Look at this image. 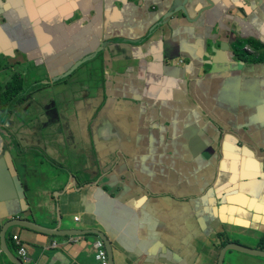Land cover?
I'll list each match as a JSON object with an SVG mask.
<instances>
[{"label": "crops", "instance_id": "obj_1", "mask_svg": "<svg viewBox=\"0 0 264 264\" xmlns=\"http://www.w3.org/2000/svg\"><path fill=\"white\" fill-rule=\"evenodd\" d=\"M14 2H0V41L11 40L14 44L13 54L18 51V58L20 57L17 59L22 62H36L39 64L36 65L39 67L38 72L43 76L47 74L44 65L51 76H54L85 57L89 53L88 48L94 51L105 40L110 44L111 59L124 57L127 62V69L123 73H114L113 68L106 69L107 83L100 90L96 89V81L92 80L84 83L80 80L64 86L66 88H54L47 100L53 106L56 103L57 108L52 109L56 116L54 118L53 115V118L60 122L52 130L68 128L67 114L72 119L71 105L75 98L85 108L86 127L93 122L90 121L93 111L87 108L99 104L100 109L106 102V107L99 111V115L94 116L98 120L93 132H109L110 137L103 135L99 141L94 136L98 150L105 152L108 149L114 150L115 147L118 150L132 147L156 150L151 151L156 153L151 158L147 155L130 156L122 160L117 158L120 163L127 165L128 170L133 169L131 178H136L137 171L140 170L143 173H154L146 169H150V166L154 168L153 162L161 163L162 157H171L173 162H189L190 157L196 156V162L206 164L200 157L206 151L207 158L214 165V169L201 167L197 175L192 174L193 182L189 184L182 183L173 170L166 172L172 174L169 178L175 179L176 188L180 184L187 187L185 191L178 187L175 191L178 195L199 194L206 182L200 187L198 180H209L206 206L201 208L193 199L184 201L186 204L179 203L182 200L172 199L163 204L166 192L156 194L158 198L155 203L148 201V204L129 199L131 192L127 193V199V196H118L115 193L109 196L98 187L89 188L87 198L90 203L84 205L76 202L79 195L69 189L68 185L66 191L57 197L58 213L67 222L60 229L71 228L74 221V227L97 229L107 235L112 246L114 264H217L220 250L232 239L249 248L264 250V129L256 130L258 126L264 127V98L259 95L252 79L240 81L239 65H232L231 69L222 65L227 59L221 51L215 50L212 61H202L204 54L208 53L207 49L211 50L209 45L213 49L216 45L219 49L225 48L226 31L249 30L255 40L262 42L259 38H262L260 33L264 34V0H215L212 8L202 10L199 15V9L194 7V11L189 12V18H194V21L183 18L180 13H175L174 18L170 16L171 12L165 13L169 9L170 0H76L73 17L61 18L60 22L51 16L44 19L35 13L29 15L26 10L12 6ZM193 2L201 7L207 3L206 0ZM178 4L185 7L181 2ZM45 11L43 9L41 13ZM231 12L237 19L227 30L222 17L227 18ZM4 24L8 25L3 29ZM66 27H70L71 33H77L80 41H85L87 37L90 40L82 47L69 46L58 35ZM157 27L159 28L156 29ZM38 33L45 37L44 40L38 38ZM142 37L145 41L135 47L138 44L135 42ZM122 40L130 42L123 43ZM116 41L121 43L119 51L112 45ZM179 58L185 63L178 64ZM106 59L110 62L108 55ZM209 59L211 60L210 57ZM190 61L196 65H190L184 70L191 78L187 86L181 79V71ZM209 64V71L200 75L204 65ZM85 67L82 64L78 74ZM56 69L60 70L52 73ZM213 74L214 77L211 78ZM239 83L250 87L251 92L241 94ZM220 85L231 94L238 106L254 108L256 111H246V114L239 113L233 117L225 110L229 111L231 106L221 93L218 94ZM142 115L145 116L144 119ZM247 115L257 120L248 121ZM246 124L249 132L254 134L251 135V140L245 139L248 146H236L237 137L240 135L235 129L241 130ZM52 130L49 132V140L41 142L39 146L45 148L50 145L55 151V148L60 149V144H65V137L55 138L52 142ZM140 130L142 134L148 133L150 138L136 140ZM20 132L23 135L36 136L46 133L39 127L32 133L29 125L20 129ZM173 133H176V139H172ZM184 133H195L191 140L192 155L180 151L181 145L178 141L182 140ZM198 133L203 137L197 139ZM157 134H161V138L156 139ZM75 137L76 128L71 132L69 141ZM2 138L4 136L0 134V156L11 152L16 163L13 165L7 155L6 165L9 171L0 168V177L6 178L3 189H0V213L7 215L12 212L10 206L20 205L16 200L19 192L10 185L7 178L14 185L13 176H18L21 172L27 176L26 189H31L34 178L41 177L43 180L41 188L38 191L35 189L36 203L33 205L32 199L30 201L31 210L39 213L35 216L36 223L53 226L55 210L52 194L64 185L66 176L61 174H65L51 169L50 166H47L49 170L37 168L32 164L35 158L33 155L28 154L17 159V146L15 149L12 146L6 147ZM204 143L207 148L209 145L213 147L210 153L209 149L204 148ZM159 150H162V155L158 153ZM167 151L170 152L169 156L165 153ZM104 160L105 158L102 159V164L105 163ZM117 165L118 162L115 167ZM84 166L92 173L98 169L95 159ZM81 172H77L76 176ZM78 182L83 184L81 179ZM132 185L134 186L133 183ZM130 189L128 185L127 190ZM211 193L225 194L227 204L220 210L217 206L213 209L209 195ZM113 196L115 199L111 198ZM48 202L49 206H45ZM204 208L212 214L207 220H203L208 215ZM28 211L29 208L26 213ZM43 211L49 214L43 215ZM184 228L187 231L185 239L181 232ZM196 228L203 230V235L199 237L202 241L194 244L195 251L188 248L183 251V256L173 253L171 247H184L196 240ZM12 233H19L35 264H97L91 250V243L96 238L93 234L52 237L23 228H13L9 235ZM216 233L223 237L216 238V241L206 239V236L214 238ZM251 240L254 241L253 244H250ZM8 247L16 254V248L10 241ZM234 258L239 259L241 264H264L262 257L235 252H227L223 264H231ZM0 264H9L1 249Z\"/></svg>", "mask_w": 264, "mask_h": 264}, {"label": "water", "instance_id": "obj_2", "mask_svg": "<svg viewBox=\"0 0 264 264\" xmlns=\"http://www.w3.org/2000/svg\"><path fill=\"white\" fill-rule=\"evenodd\" d=\"M8 1L11 0H7V2ZM14 1L15 2L13 3L12 6L26 10L27 11L26 13L29 15H33L35 13L39 17H42L44 19H47L48 16H51L52 19L57 20L58 22H60L61 18H72L73 12L76 9V0H14ZM170 1L171 3L169 8L171 15L174 14L173 18L176 17L175 13H180L183 16V18L188 19L190 21H194V18L193 20L189 18V12L191 11L193 12L194 7L199 9L198 11V15H199L200 12H202V10H209L210 8H212L215 2V0H206L207 2L206 5H203L201 7L199 5L194 4L193 0H170ZM0 2L2 1L0 0ZM178 2L185 4V7L178 4ZM43 9H46L45 13H41ZM2 27L3 29L6 28V26H2ZM58 35L64 38L68 42L69 46L76 45L82 47L86 45V41L90 40V37H87L85 41L83 42L80 41L79 35L77 33L70 32V27H66V30L62 33H59ZM37 36L41 41L44 40L45 38L40 33H38ZM122 42L126 43L130 41L122 40ZM120 44L121 43L119 41L112 43L114 48H116L118 51L121 49ZM109 46H110L109 42L105 40L104 42H101L100 47L96 48V50L94 51L88 48L89 53L82 59H79L77 62H75L72 66L70 65L71 67L68 68L66 72H60L54 76H51V73L47 72V74L45 75L49 77L50 84L52 85L53 88H62L64 86H69L71 83L80 80H83L82 81L83 83L86 80H92V81H96V89L100 90L102 89V87H105L107 83L106 80L107 68H113L114 73H117L116 71H121L123 73V71L127 69V62L124 57H121L118 60L111 59L110 56L111 50H109ZM13 47L14 44L9 39H7L4 42L0 41V54L4 56L13 57L14 56ZM106 55H108V59H110V62H107ZM82 64H84L86 67L83 69V71L79 72L80 74H78L77 71ZM190 65H196V64L195 62L190 61L189 65L184 66L182 68L183 70L181 71V74L183 73V77H181V79H183L186 82L187 86L190 84L191 78H189V74L185 73L184 70L188 69ZM59 70L60 69H56L52 71V73L58 72ZM185 74H187L186 77ZM34 76L45 77L40 72H36ZM210 77L211 78L214 77V74ZM100 79H103V81H101ZM219 89L220 90L218 94L221 93L225 98V101L231 106V109L229 111L227 109L225 110L233 117L238 116L239 113H241V109H240L241 105L239 106L237 105L236 101H234V99L231 98V94L224 89L223 85H220ZM104 95L106 96V98L108 97L106 91L104 92ZM203 102L206 103L205 100ZM99 107H100L99 104H97L96 106L87 108V110L93 111V114L90 117V121L93 122L88 127H86V120H85L86 118L81 117L82 111L84 113L86 111L80 110L81 108L83 109L85 108L82 107L80 101L75 98L72 101V105H71V108L73 109L72 119L67 114L68 128L66 130H59L57 128L52 130L56 139L65 137V144H60V149L58 150L57 148H55V151L54 148L50 145H46L45 148H41L40 146L38 147V149L36 148V151L42 153L43 156L48 158L50 157L49 161L53 165L64 167L63 169H60L58 172H62L66 175L65 183L62 186L63 191L55 192L56 203H55V219L53 226H43L36 223L35 216L39 213L38 211L34 212V210H31L32 205L30 201L33 197V194L29 187H28L29 189L25 188L26 185L25 179H27V176L22 175L21 172H19L18 176L16 175L13 176L12 179L14 185L11 182V180L7 178L10 185L16 187V190L19 192V197L16 200L20 202L19 206L16 207L10 206L12 212L8 213L7 215L0 213V249L1 252L7 257L9 264H24L20 260V258L16 256L13 249L12 248L10 249L8 247V242L10 241L9 231L13 228H23L32 232H37L52 237H77V236H84L87 234H93L102 240L106 250L108 264H114L113 256H112V246L110 241L106 237L107 235H104L102 232H100L97 229H82L81 227L80 228L74 227L73 226L74 221L72 223L71 228H67L66 230L60 229L61 225L62 224L65 225L67 222L66 220H63L62 216L58 213L57 197L66 191L68 185H70L69 189H71L73 192H76L79 195L76 202L83 203L84 205L90 203V200L87 198V191L91 187H98V189L102 191L103 188L112 189L111 193H115L118 196H125V195L128 196L127 193L130 192L131 194H135L136 192H142L144 194V200L146 199L145 200L146 203H148V201H152L153 204L155 203V200L158 198L156 194L160 195L161 193L166 192L163 197L164 198L163 204L165 203L167 204V202H170L171 199L182 200L179 203L186 204V202H184L183 199L185 197H188V195H178L176 194L175 191L178 187H180L181 190L183 189L182 191H185L187 187L184 184H180L176 188L175 187L176 182H174L175 179L172 180L168 177H159L158 174L161 172L157 169H154L152 166H150V169H146V170L153 171L154 173H148V172L143 173V170H140L137 171L136 178L130 177L129 173L133 172V169L126 170L125 174L122 172V167H121L123 166L122 163L114 167V172L118 174L116 175L113 174L111 176H109L111 173L105 174L111 168L108 167L109 165L108 163L104 167H102L107 161L110 163L109 159L108 160L105 159L104 160L105 163L102 164V159L104 158L106 152L107 154L110 153L112 155L113 160H115L114 158H120V160H122L123 158H128L130 156L132 157L137 155H145L144 154L145 149L132 147L130 149L118 150L115 147L114 150L108 149L105 152L98 150V148H96L95 137H97L99 141L101 140L102 138L101 136L103 135L104 137H110L109 132H106L105 134H101V133L94 134L93 132V129L97 124L95 122L98 120L94 116L100 114L99 111L106 107V102L103 106H101L100 109ZM243 113L246 114L245 112ZM246 117L248 121H253L256 119L249 115H247ZM75 128H76V137L74 140L69 141L71 132ZM235 131L237 134H239L240 132L238 128H236ZM194 135L195 133L194 134L184 133V135H182V140L178 141L181 145L180 148L181 152H185V153L189 152L191 155L193 154L191 140H192V136ZM90 137H92V141H93V149L96 154V163L97 166H99L98 169L93 173L87 167L84 166V164L89 165V163L93 159V155L91 154V149L89 145ZM176 137H177L176 133H173L172 139H176ZM107 141L110 142V140ZM140 142L141 141H139V143ZM55 143L59 144L57 141H55ZM59 151L64 155L63 158H60V156L57 154L59 153ZM3 155H5V153H3ZM54 157L55 160H57V162H55ZM0 168L9 171V167L6 165V162L4 160H0ZM69 168L71 169L72 172L68 171ZM80 170L82 172L78 176H76V173L80 172ZM192 174L197 175L196 168L192 171ZM61 175L64 176L63 174ZM97 176L98 178H96ZM85 177H89L90 179H95V178L96 179L80 185L78 180L81 179L83 181ZM5 179L6 178L0 177V189H3L6 182ZM204 182H206L205 187L208 184H210L208 179L203 182L198 180L200 187H202ZM132 183L134 184V186L132 185ZM158 183L163 185H154ZM128 185L129 187H131L130 190H127ZM29 192H30V196H29ZM103 193L105 192L103 191ZM206 195L207 194L202 193L201 190L199 194H191L189 196L199 197V199L193 198V200H196V203L201 208V206H206ZM209 195L212 198V203L214 205L213 209L217 206L216 208L220 210L222 206L227 204L225 194L216 193V195H214L211 193ZM111 198L115 199L114 196ZM28 208L29 211L26 213ZM203 210L205 213L208 214L207 216L203 217V220H207L208 218H210L212 214L210 212L208 213V210L206 208H204ZM202 231L203 230H198L196 228V240L192 241L191 244L189 245H185L184 247H178V248L171 247L173 253H175L177 256L178 255L183 256V251H186L188 248H191L192 250L195 251L194 244L200 241L199 237L203 235ZM246 247L247 246L244 247V245L238 242L235 243L229 241L220 250L217 264L224 263L225 254L228 251H238L244 254H249L251 256L264 258V250L250 249L249 247L247 248ZM189 253L190 252H188V254ZM141 258L143 259V257Z\"/></svg>", "mask_w": 264, "mask_h": 264}, {"label": "flooded vegetation", "instance_id": "obj_3", "mask_svg": "<svg viewBox=\"0 0 264 264\" xmlns=\"http://www.w3.org/2000/svg\"><path fill=\"white\" fill-rule=\"evenodd\" d=\"M1 1L7 2V0H1ZM165 11H166L165 13L170 12V8L166 9ZM170 16L173 17V15ZM236 19L237 16L232 12L227 15V18H225L224 16L222 17V20L225 21V27L227 30L234 25ZM238 20L241 21L240 18H238ZM7 25L8 24H4L2 26L7 27ZM158 28L159 27H157L156 29ZM248 31L249 30H242L238 32L232 30H230L229 32L226 31V35L224 37L226 43L225 48L219 49L218 46L216 45V48L213 49V47L209 45L211 47V50L207 49L208 53L204 54L202 61L203 62L212 61L213 57L215 56V50L221 51V53H223L224 57L227 59V61H224L222 65H226L229 69L233 67L232 65H239L238 71H239L240 81H243L245 79H252L259 95L261 96V98H264V34L260 33L262 37L259 38L262 41L260 42L255 40L254 37L251 36ZM144 41L145 38L142 37L138 42H135L138 43L137 45H135V47L141 45ZM101 42L98 44L97 47H100ZM209 57L211 58V60L209 59ZM17 58H18V51H15L13 57L11 56L6 57L4 55L3 56L0 55V131L4 130L10 135L18 136L21 133L20 129H22L23 127H27V125H29L30 130H32V133L36 127L42 128V130L46 132L50 129L49 126L50 123L54 122L55 124H58L60 122V120L56 121L53 118H51V115L52 114L54 115V112L51 110V106L53 104L49 103V100H47L48 95L53 91L54 88L50 84V80L48 76L46 75H44L45 77L34 76V74L38 72L39 69V67L36 65L39 64H37L36 62H29V61L22 62L18 60L20 59V57L18 59ZM177 62L178 64L185 63V61L181 58H179ZM210 67H211L210 64L204 65L203 69L200 72V75H204L206 72H208ZM44 68L45 71L48 72L46 70L45 65ZM67 70L68 69L64 70L63 72H66ZM19 80L22 82V86L20 90H17L16 88H13V84ZM41 83L42 86H40ZM239 88L241 90V94L243 95L247 94L248 92H251V88L243 83H239ZM34 102L37 103L38 106L31 105V107H29V104ZM240 109H241V113L246 111H256L254 108L246 109L245 107L242 106ZM57 115L59 117V114ZM55 117L56 116L54 115V118ZM7 123H9V126L7 125ZM260 129H264V127L258 126V129L256 130H260ZM21 134L23 135V133ZM44 134L42 135L43 137H45ZM253 134L254 132L253 133L249 132V127L247 126V124L241 127V130L239 132L240 136L237 137L238 141L236 143V146H240V147H243L245 145L248 146V144H246L245 142V139L249 138L251 140L252 138L251 135ZM232 135L235 136L234 134ZM26 136L33 137L32 141H30V144L32 143L37 144V145L27 146V151L31 150L32 149L31 147L36 148L38 147V145L41 144V140H38V138L34 137L35 134H31V135L27 134ZM219 138L220 135H218V139ZM17 139L20 144H23L25 141L24 138L17 137ZM2 140L5 142L6 138L4 137V139L2 138ZM89 145L91 149V154L93 155V159L96 160V154L93 149L92 137H90ZM208 149H209L208 153H210L213 150V147L209 145L207 150ZM158 153L162 155V150H159ZM165 153L168 156L170 155L169 151ZM57 154L60 156V158L64 157V155L60 151ZM203 154H205L206 156H204ZM152 155H156V153ZM15 156L18 159L22 156V153L18 152L15 154ZM192 157L193 158L191 157L189 158V162H184V161L173 162L174 160H172L171 157H162L161 163L153 162L152 165L154 166L155 169L161 172L158 174L159 177H168V178L171 177L172 174L166 172L170 171L173 167L177 168L178 170L181 168L182 172H179L178 174L174 173L178 175L179 178L192 175V171L196 168L195 165H200V167L202 168L205 166L207 169H214L213 163L207 158L206 151L200 154V157L206 161V164L196 162V156H192ZM104 158L106 160L109 159L110 163L107 161L103 165V167L107 163L109 164L108 167H111L110 170H108L107 173L105 174L111 173L109 176L113 174L116 175V173L114 172V167L116 165L117 158H114L115 160H113V157L110 153L104 156ZM47 160H49V158H47ZM96 167L97 168L99 167L97 166V163H96ZM29 171L32 174V171L31 170ZM98 176L96 178H98ZM186 178L188 177H185V179ZM95 179H90L89 177H85L82 182L86 183ZM181 182L184 183V181ZM209 188H210V184L207 185V187L202 191V193L206 194ZM103 191L110 196L112 189L103 188ZM193 198H197V196L185 197L183 201H187ZM222 237H223L222 234L216 233L214 238H211L210 236L208 237L206 236V239L208 241H216L215 240L216 238L221 239Z\"/></svg>", "mask_w": 264, "mask_h": 264}, {"label": "rangeland", "instance_id": "obj_4", "mask_svg": "<svg viewBox=\"0 0 264 264\" xmlns=\"http://www.w3.org/2000/svg\"><path fill=\"white\" fill-rule=\"evenodd\" d=\"M21 86H22V82L19 80V81H16L14 84H13V88H21ZM40 86H42V83L40 84ZM37 101V100H36ZM52 101H54V99L53 100H51L50 102H52ZM25 105H26V102H25ZM31 105H35V106H38L37 105V103H30L29 104V107H31ZM53 108H57V105H56V103L54 104V106L52 105L51 106V110L53 109ZM80 110H84L83 108H81ZM81 117L82 118H84L85 117V113L82 111V115H81ZM142 117H143V119L145 118V116L144 115H142ZM51 118H53V114L51 115ZM54 119V118H53ZM149 120V118L147 119V123L149 122L148 121ZM7 125L9 126V123H7ZM55 123L54 122H52V123H50L49 124V126H50V129L48 130V131H46V133L44 134L45 135V137H43L42 136V134H39L38 136H34V137H36V138H38V140H41V142H44L45 140H49V137H50V135H51V133H49L54 127H55ZM159 133V132H158ZM0 134H3V136L6 138V141H5V146H12L13 147V149H15V147L17 146V153L18 152H21L22 153V156L21 157H24L25 155H33L35 158H33V161H32V164H34V166H36L37 168H41V169H46V170H49V168H47V166H50L51 167V169H53V170H57V171H59L60 169H63L64 167H59L58 165H53L49 160L47 161V158L45 157V156H43V154L42 153H39V152H37L36 151V148H33V147H31L32 149L31 150H29V151H27V150H25L26 148H27V146H30V145H37V144H35V143H32V144H30V141H32V138L33 137H30V136H26V135H22L21 133L18 135V136H15V135H10V134H8L7 132H5L4 130H1L0 131ZM52 136H53V138L51 139V141L52 140H54L55 139V135L54 134H52ZM160 136H162L161 134H157L156 135V139H159V137ZM17 137L18 138H24V143L23 144H20L19 143V141H18V139H17ZM203 136L201 135V134H197V136H196V138L197 139H200V138H202ZM150 137H149V135H148V133H144V134H142L141 133V130L137 133V137H136V140H142V139H149ZM161 138V137H160ZM206 141V140H205ZM47 142V141H46ZM18 146H20V147H18ZM39 146V145H38ZM24 147V148H23ZM204 148L206 149L207 147H206V144L204 143ZM207 150V149H206ZM151 151H156V150H151V149H145V151H144V154L145 155H147L148 157H152V154L151 153H153V152H151ZM7 155L11 158V160L13 161V165H15V163H16V161L14 160V158L11 156V152H9L8 154H5V155H2V156H0V160H4L5 162H7L6 160V158H7ZM197 160L199 161V158H197ZM81 161H82V159H81ZM117 162H118V164L120 165V161H119V159L117 160ZM123 166H121L122 167V172L125 174V171L126 170H128L127 169V165H125V164H122ZM70 166V165H69ZM103 167V166H102ZM195 167H196V170H197V172H199L200 171V169H201V167L200 166H197V165H195ZM171 170H173V172H175V173H179V172H182L181 171V168L178 170L177 168H175V167H173ZM68 171L69 172H72L71 171V169L69 168L68 169ZM116 174H118V173H116ZM130 174V177H131V173H129ZM64 176H66V175H64ZM192 176L193 175H189V176H185V177H188V178H186L185 179V177H182V178H179L181 181H184V183H187V184H189V182H193V178H192ZM31 183L33 184V185H31V191H32V194H33V196L34 197H32V204L34 205V203H36V194H35V189L37 188V191L41 188V186H42V184L41 183H43V180L41 179V177H38L37 179H33V181H31ZM207 187V186H206ZM205 187V188H206ZM205 188H203L202 189V191L205 189ZM36 191V192H37ZM57 191H63V189L61 188V189H59V190H57ZM57 191H55V192H57ZM55 192L52 194V200L54 201V210H55ZM44 195V194H43ZM42 195V196H43ZM42 196H40V197H42ZM126 196V195H125ZM39 197V198H40ZM38 199V198H37ZM127 199H128V196H127ZM129 199H134L135 201H137V202H140V203H143V202H145L146 203V199L144 200V194L142 193V192H136L135 194H131L130 196H129ZM45 206H49V202L48 203H46L45 204ZM49 213H46V212H44L43 211V215H48ZM54 215H55V212H54ZM189 227H190V225H189ZM182 237H183V239H185V237H186V233H187V231H186V229L184 228L182 231ZM16 234H19V233H12L11 234V236L9 235V240H10V242L12 243V244H14V246H15V248H16V256H18L19 258H20V256L18 255V251H17V247H16V245H15V241L13 240V236L14 235H16ZM19 237H20V235H19ZM21 239V238H20ZM23 242V241H22ZM230 242H235V243H237L238 241H236L235 239H232V240H230ZM253 240H251V242H250V244H253ZM239 243V242H238ZM245 247V246H244ZM247 248V247H246ZM250 249H256V248H250ZM256 250H260V249H256ZM228 252H235V253H238V254H242L241 252H238V251H228ZM244 254V253H243ZM244 255H249V254H244ZM251 256V255H250ZM20 260H21V258H20ZM22 261V260H21ZM23 262V261H22ZM25 264H27V263H25ZM231 264H241V261L239 260V259H236V258H234V259H232V262H231Z\"/></svg>", "mask_w": 264, "mask_h": 264}, {"label": "built area", "instance_id": "obj_5", "mask_svg": "<svg viewBox=\"0 0 264 264\" xmlns=\"http://www.w3.org/2000/svg\"><path fill=\"white\" fill-rule=\"evenodd\" d=\"M77 220V218H75ZM13 240L15 241V245L17 247L18 255L20 256L23 263L27 264H35L32 259L29 257V253L27 251L26 245L22 242L19 237V234L13 236ZM55 247V244H52ZM92 255L97 262V264H108L107 254L104 247L103 242L99 238H95L91 243Z\"/></svg>", "mask_w": 264, "mask_h": 264}, {"label": "trees", "instance_id": "obj_6", "mask_svg": "<svg viewBox=\"0 0 264 264\" xmlns=\"http://www.w3.org/2000/svg\"><path fill=\"white\" fill-rule=\"evenodd\" d=\"M17 90H20L21 88H16Z\"/></svg>", "mask_w": 264, "mask_h": 264}, {"label": "bare ground", "instance_id": "obj_7", "mask_svg": "<svg viewBox=\"0 0 264 264\" xmlns=\"http://www.w3.org/2000/svg\"><path fill=\"white\" fill-rule=\"evenodd\" d=\"M3 56V55H2ZM7 57H10V56H7Z\"/></svg>", "mask_w": 264, "mask_h": 264}, {"label": "clouds", "instance_id": "obj_8", "mask_svg": "<svg viewBox=\"0 0 264 264\" xmlns=\"http://www.w3.org/2000/svg\"><path fill=\"white\" fill-rule=\"evenodd\" d=\"M98 238V237H97ZM101 240V239H100ZM102 241V240H101Z\"/></svg>", "mask_w": 264, "mask_h": 264}]
</instances>
